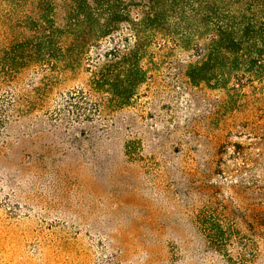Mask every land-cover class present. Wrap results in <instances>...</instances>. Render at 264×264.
<instances>
[{
	"label": "rangeland",
	"instance_id": "obj_1",
	"mask_svg": "<svg viewBox=\"0 0 264 264\" xmlns=\"http://www.w3.org/2000/svg\"><path fill=\"white\" fill-rule=\"evenodd\" d=\"M54 1L63 25L64 0ZM32 12L10 15L0 0V47L31 34L12 22ZM152 51L149 78L121 108L92 91L87 62L26 67L0 84V102L13 96L24 110L0 128V264H230L198 228L206 208L235 221L258 246L252 264H264V229L242 218L264 217V77L195 86L193 53ZM78 91L91 121L67 105Z\"/></svg>",
	"mask_w": 264,
	"mask_h": 264
},
{
	"label": "trees",
	"instance_id": "obj_2",
	"mask_svg": "<svg viewBox=\"0 0 264 264\" xmlns=\"http://www.w3.org/2000/svg\"><path fill=\"white\" fill-rule=\"evenodd\" d=\"M2 1L10 15L28 7L33 12L12 22L31 34L0 47V84L26 67L73 72L87 62L92 91L121 108L149 78L144 63L155 64L152 49L158 43L193 53L197 61L187 66L186 76L195 86L228 88L230 80L243 85V80L264 77V0H64L63 25L56 20L54 0ZM104 42L114 45L103 50ZM12 97L0 102V128L11 111L24 112L14 109ZM24 101L25 112L36 107L32 99ZM67 105L78 121L95 116L84 92L68 96ZM242 218L254 233L264 229L263 216ZM196 222L210 247L230 264L253 263L258 246L241 234L235 221L206 208ZM236 239L242 250L234 257L230 248Z\"/></svg>",
	"mask_w": 264,
	"mask_h": 264
}]
</instances>
